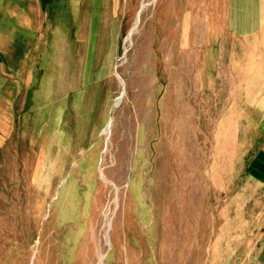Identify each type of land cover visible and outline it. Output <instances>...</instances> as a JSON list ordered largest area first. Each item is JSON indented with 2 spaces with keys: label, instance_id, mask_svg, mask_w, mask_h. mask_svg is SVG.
I'll use <instances>...</instances> for the list:
<instances>
[{
  "label": "rangeland",
  "instance_id": "obj_1",
  "mask_svg": "<svg viewBox=\"0 0 264 264\" xmlns=\"http://www.w3.org/2000/svg\"><path fill=\"white\" fill-rule=\"evenodd\" d=\"M242 5L0 0V264H264Z\"/></svg>",
  "mask_w": 264,
  "mask_h": 264
},
{
  "label": "crops",
  "instance_id": "obj_2",
  "mask_svg": "<svg viewBox=\"0 0 264 264\" xmlns=\"http://www.w3.org/2000/svg\"><path fill=\"white\" fill-rule=\"evenodd\" d=\"M240 2H242L243 4L241 6L242 8L236 14L232 15L233 21L234 19H242V21L239 20L240 21L239 25H245L248 27L249 30L247 31V34H253V38L255 39L260 38L262 34L264 35V0H240ZM255 2H258L257 6L255 5ZM235 25H236V22H235ZM231 31L233 33L234 32L239 33V29L231 28ZM30 32L33 33V31L31 30ZM259 47H262V46H259ZM19 48L25 49L24 45H21L18 42L13 44L12 49L17 50ZM262 48L264 49V43H263ZM9 60L10 59H8V61ZM56 64H57L56 66H59L58 61L56 62ZM13 70L15 71L16 69L13 68ZM57 73L58 71L55 70V72H52L51 74L52 76H54V74L57 75ZM0 74L6 75L5 73H3V71H0ZM250 96L252 97L251 94ZM249 175H250L251 180L254 181L257 185L264 186V148L261 149L259 152H257L255 156L253 157L250 163V166H249Z\"/></svg>",
  "mask_w": 264,
  "mask_h": 264
},
{
  "label": "bare ground",
  "instance_id": "obj_3",
  "mask_svg": "<svg viewBox=\"0 0 264 264\" xmlns=\"http://www.w3.org/2000/svg\"><path fill=\"white\" fill-rule=\"evenodd\" d=\"M142 7H143V6H142ZM140 12H141V11H140ZM140 12L137 14V16H136V18H135V21H134V24H133L132 28L130 29V31H129L127 37H126V41L128 42V44H130V42H131V37L137 32L138 25H139V15H140ZM119 80H120V83H122L121 79H119ZM120 99H121V98H119V99H117V100L115 101V106H114V107H117V106L119 105V103H120ZM111 127H112V121L110 120V121L107 123L106 127H105V128L103 129V131H102V135H103L106 139H108V138L110 137V134H111ZM107 142H108V141H107ZM105 243H107L108 247H112V243L109 242V241H106V239H105ZM101 259H102V256L100 257L99 262H100ZM99 262H98V263H99Z\"/></svg>",
  "mask_w": 264,
  "mask_h": 264
}]
</instances>
